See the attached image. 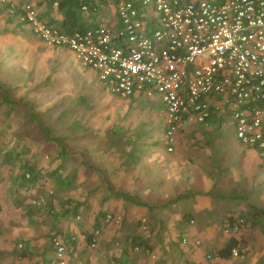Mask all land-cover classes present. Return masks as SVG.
Here are the masks:
<instances>
[{"label":"crops","instance_id":"crops-1","mask_svg":"<svg viewBox=\"0 0 264 264\" xmlns=\"http://www.w3.org/2000/svg\"><path fill=\"white\" fill-rule=\"evenodd\" d=\"M6 2L20 9L33 5L44 22L58 19L46 0H0L2 10ZM111 15L107 9L98 17ZM54 51L52 57L38 55V61L68 58L72 65L71 52ZM93 89L94 97L74 107L81 116L68 125L74 145L59 169L66 182H49L54 197L45 196L43 204L39 190L15 194L7 179L0 183V264H54L53 232L64 240L66 264H160L165 257L205 264V255L230 238L243 242L237 264L264 263V164L257 151L240 145L232 121L224 123L228 113L218 111L205 124L182 123L167 152L164 109L156 94L121 100L97 83ZM36 162L45 166L41 156ZM107 214L115 217L109 224ZM228 217L245 224L231 229ZM96 230L92 248L89 236ZM180 235L201 245L174 250Z\"/></svg>","mask_w":264,"mask_h":264},{"label":"built area","instance_id":"built-area-1","mask_svg":"<svg viewBox=\"0 0 264 264\" xmlns=\"http://www.w3.org/2000/svg\"><path fill=\"white\" fill-rule=\"evenodd\" d=\"M78 1L82 11L109 9L112 15L70 34L39 19L32 5L21 8L20 18L44 45L68 50L96 72L110 93L123 99L156 94L167 152L182 123L205 124L224 110L240 145L264 163V0ZM114 218L107 214L104 223ZM98 238L93 231L89 246ZM51 242L54 264H66L63 241ZM181 244L198 248L201 241L183 237ZM241 255L237 248L228 258L207 253L205 264H237Z\"/></svg>","mask_w":264,"mask_h":264},{"label":"trees","instance_id":"trees-1","mask_svg":"<svg viewBox=\"0 0 264 264\" xmlns=\"http://www.w3.org/2000/svg\"><path fill=\"white\" fill-rule=\"evenodd\" d=\"M47 2L49 6H52V0ZM80 6L78 0H57L55 11L58 19H50L45 23L67 34L84 31L94 26L99 20V13H94L92 8L82 11ZM3 7L6 12L0 23V183L7 179L6 181L9 182L10 188L15 194H19L20 191L39 190L44 204L45 196L54 197V191L48 187L50 180L56 186L66 182V178L59 172V169L62 161L67 159V153L74 144H70L67 134H62L63 129L60 134H56L54 128L57 122L61 123L62 118L71 112L68 109V102L72 105V101H68L66 93L72 88L81 87L79 84L80 78L78 75L75 76L69 72L71 67L67 64L69 62L68 58L63 59L64 61L61 63H57V61L53 63L52 59L49 58L46 64L52 71V75L50 73L45 77L46 79H43L44 81L35 84L32 77V68H35V65L32 64L38 62L39 54L37 52L30 53L31 56L25 64L27 67L31 66L30 70L28 69L29 71L22 68L23 59L20 57V48L23 42L20 38L23 30L16 29L27 25L25 21L20 22L19 20L23 15V11L20 7H15L7 2ZM92 17L96 19L91 20ZM34 37H36L35 42L39 43L40 39L36 35ZM52 48L61 51L66 50ZM56 72L57 75L55 76L54 73ZM62 78L63 80H61ZM49 79L51 81H48ZM70 82H74V85L66 90L65 96L56 97L54 95L53 97L57 98L56 103H53L50 108L42 112L40 111L39 102L37 101V107H34V102L26 99L23 93L28 90H36L39 91V94L47 95L49 92L54 94L56 92L55 87L60 84L61 86L64 84L69 85ZM100 84L112 96L121 100L129 99H123L110 93L101 82ZM30 85L32 86L30 87ZM16 93H18V97L14 95ZM63 106H66V108H63ZM58 107H62V109L54 119L50 120ZM73 110H75L74 106ZM38 156L45 159V166L37 164L36 158ZM4 171L6 175H3ZM64 207L68 209V203H65ZM254 212L260 211L254 210ZM256 223L259 224L260 221ZM244 224L245 221L242 218L233 219L228 217L227 219V225L231 229L235 227L241 229ZM53 237H59L64 242L62 236L56 232L51 234V240ZM242 245L241 240L230 238L222 248L213 251V253L228 258L230 251L237 248L243 254ZM135 247L146 250L140 244Z\"/></svg>","mask_w":264,"mask_h":264},{"label":"rangeland","instance_id":"rangeland-1","mask_svg":"<svg viewBox=\"0 0 264 264\" xmlns=\"http://www.w3.org/2000/svg\"><path fill=\"white\" fill-rule=\"evenodd\" d=\"M4 17H5V12H4V10H2L0 8V21ZM19 29L23 30V34L21 35V38H20L21 41H23L22 45H21V48H20V50H21L20 51L21 52L20 57L23 59L22 68L24 70L29 71L30 68H31L30 65L28 67L25 65L26 61L31 56L30 55L31 52H34V53L37 52L39 55H42V54L43 55H49V57H52L53 55L56 54V52L54 50H57V49H53L52 47L46 46V48H44V47L38 48L39 46L36 45L37 41L35 42V40H34V39H36V37H34L33 31L29 27L23 25L22 27H19L16 30H19ZM64 52H67V51L64 50ZM70 55H72V54H70ZM70 59L72 61L71 64L74 65V67L71 65L70 66L71 68H70L69 72L76 76L77 75L76 72H75V69H76L77 71H79V73H81V75H84L83 76L84 78H82L81 75H80V77L78 75V77L80 78L79 84L81 85V87H78L76 89L72 88L70 91H67V93H66L67 96L66 97H67L68 101H72V105H70L69 102H68V109H70L69 111H71V112H69L68 114H66L65 117L62 118L63 121H61V123L57 122L55 124V128L54 129H55V133L56 134H60L62 129H63V133L62 134H68V128H69L68 125H69V123L72 121V119H75L74 117H76V115L81 116V115L78 114V112H77V114L75 113V110H73V106L75 107L77 102L82 103L84 100L89 99L90 96L94 97L95 96V91H94L93 88L96 86V83H97V85H101L100 82L97 79V73L96 72H94V71H92V70H90L88 68L82 67V65L78 61H76L73 58V56H71ZM32 65H35V68H32L33 69L32 77H33V81L35 82V84L36 83L38 84V83H41V81H44L43 79L45 77H47L50 73L52 75V71L49 69V67L47 66L46 63H42V61H38V62H34ZM84 69H88L87 70V74H85ZM54 75L56 76L57 72L54 73ZM91 78L94 81H96V83L88 82V81H90ZM92 79H91V81H92ZM61 80H63V78ZM48 81H51V79H49ZM94 84H95V86H94ZM46 85H47V83H46ZM73 85H74V82H70L69 85L64 84L63 86H61V84H60L58 87H55L56 92L54 94L50 93V92L47 95H44L43 93L39 94V91H36V90H30V91L28 90V91L23 92V93L25 94L26 99L34 102L33 103L34 107H37L36 103L38 101L39 102V106H40V111L42 112V111H45L48 108H50L53 103H56V101H57L56 97L64 95L66 90L68 88H71L70 86H73ZM31 86L32 85H30V87ZM14 95L18 97V93L14 94ZM54 95L56 97H53ZM157 103H159V105H160L159 101ZM63 108H66V106H63ZM161 108H163V107H161ZM61 109H62V107H58L54 111V113L52 114V118L50 120L54 119V117L58 114V112H60ZM137 112L143 118H145L147 116L145 114V110H143V109H139V110H137ZM161 118L164 119V112L163 111H162ZM230 122H231V119L226 118V121L224 123H228L229 124ZM213 128H214L215 131H218V128L216 126H214ZM227 131H229V133H231L232 130L228 128ZM217 134H218V132H217ZM263 185H264V182H262L261 186H263ZM186 235H188V234H186ZM181 236H184V235H180L179 237L176 238V240L178 241L180 246L176 245L177 247H174V250L182 251L181 249L183 248V246L180 244ZM156 241L160 242V239H158ZM160 264H178V263H176L174 261V259H172L170 257H165L164 261H162ZM260 264H264V263L260 262Z\"/></svg>","mask_w":264,"mask_h":264}]
</instances>
